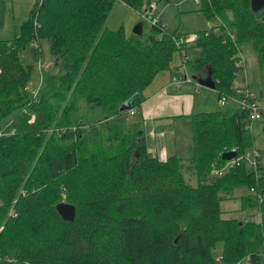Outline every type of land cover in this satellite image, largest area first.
<instances>
[{"label": "trees", "instance_id": "obj_1", "mask_svg": "<svg viewBox=\"0 0 264 264\" xmlns=\"http://www.w3.org/2000/svg\"><path fill=\"white\" fill-rule=\"evenodd\" d=\"M122 1L139 10L141 0ZM200 1L220 21L180 47L181 33L166 31L149 8L141 35L110 29L115 0H40L17 35L0 38V264H264V170L246 110L195 115L185 163L151 156L139 125L127 121L176 50L188 72L210 71L217 99L236 94L241 43L264 69V7ZM34 74L41 81L29 92ZM230 151L241 159L223 172ZM239 187L244 219H223L222 196ZM60 203L75 208L72 222Z\"/></svg>", "mask_w": 264, "mask_h": 264}, {"label": "rangeland", "instance_id": "obj_2", "mask_svg": "<svg viewBox=\"0 0 264 264\" xmlns=\"http://www.w3.org/2000/svg\"><path fill=\"white\" fill-rule=\"evenodd\" d=\"M5 1V0H4ZM11 1L6 0V13H5V24L0 27V38L1 39H11L16 34L19 33V28L21 21H23L27 14L23 13L25 3L31 2L32 5L40 0H15V3L11 4ZM156 4L155 9L152 11L153 14L157 15V18L162 22L165 30L170 33H181L180 38H184L186 41H190L191 36L200 33L202 30H208L216 26L220 19L214 15L210 18L207 16L206 11L203 9L205 3L203 1L196 2V0H153ZM149 0H141L139 10L131 7L124 3L122 0H115V4L111 12L106 19V25L113 30L123 29L125 37H129L134 34V29L140 27L141 31H145L149 27L151 21L140 16L145 8H149ZM16 7V12H12V6ZM29 5V4H28ZM27 10V11H28ZM15 17V18H13ZM19 21V22H16ZM17 24V27L15 26ZM2 25V20L0 19V26ZM43 48V66L42 69L47 72L51 68V61L53 56L49 52V46L46 40L42 41ZM197 50V49H196ZM193 52L189 51L187 57L192 59L194 56ZM240 64L237 73V84L242 87L243 81L247 80V88L253 91L257 95L259 105L264 109V69L259 65L257 52L253 49L252 45L248 42H243L240 44ZM178 50L175 51L173 55V63L179 57ZM182 61V60H181ZM34 79L29 82L27 90L30 92H36L37 87L40 84V74H34ZM197 91H195V105L197 111L203 112H215V111H228L235 105L234 100L229 98L225 105L221 106L218 102L216 94L212 90L207 89L203 86H198ZM199 94H201L199 96ZM210 94L211 98H208ZM135 115H128V122L134 121ZM8 120L2 123V127L6 124ZM139 123V122H138ZM252 134L254 137V149L259 153L261 166L264 170V117L262 119L255 121L252 124ZM190 134V133H189ZM186 136V137H185ZM150 136H148V139ZM175 138V139H174ZM167 142V150H175L179 154L180 158L185 163L189 152L186 147L189 140V135L180 133V136L174 137L172 135H167L164 137ZM191 144V143H190ZM186 147V148H185ZM252 149L248 152V160L252 162ZM226 168L223 172H226ZM185 178L191 185H196L195 177H189L185 173ZM247 189L239 187L234 190L229 195L222 196L224 201L220 202V208L222 211V218L226 219L231 216H235L237 219H244V214L240 213L239 209L241 206L240 197L246 195ZM221 245H217V250L214 252L215 257L220 255ZM220 259V257H218ZM241 264H247V262H242Z\"/></svg>", "mask_w": 264, "mask_h": 264}, {"label": "crops", "instance_id": "obj_3", "mask_svg": "<svg viewBox=\"0 0 264 264\" xmlns=\"http://www.w3.org/2000/svg\"><path fill=\"white\" fill-rule=\"evenodd\" d=\"M13 2L15 3V0ZM13 2L11 1V4H13ZM5 3L6 0H0V19L2 20V25L0 27L5 24ZM30 4V1L29 3L24 4L25 9L23 13L27 15L23 21L26 20L31 10L27 9L30 8L28 7L31 6ZM15 9L16 7L13 5L12 12L15 13ZM23 21H21V24ZM15 26L17 27V24ZM186 51L187 54H189V51H192L193 56H196L198 54L196 48L193 47L191 49L188 48ZM178 53L181 56L182 61L177 58V60L170 64L169 69L158 72L153 77L151 82L143 89V99L140 102L139 108L136 110L134 117V123H137L140 127V130L143 132L144 144L147 152L159 161H166L169 157L172 156L181 159L179 154H177L175 150H167V142L164 139V137L167 135H172L174 137L180 136V133L189 135V140L186 147H190L187 148V150L189 149L188 152L190 155L192 146V118L199 113H203V111H197L195 105V91L198 90V86L203 85L199 84V82L193 79L192 76L195 75L201 79H204L210 74V71L208 69L205 72H199L198 74L188 72V63H186V73L188 76H190L191 80L186 82L182 81L179 78L173 80V72L174 74H176L177 71V69H175L174 67L182 65L184 58L182 56L183 50H178ZM184 74V71L180 72V75ZM243 84H245V86H248L247 80L243 81ZM205 88L210 89L215 93V88ZM200 95L201 94H199V96ZM208 98H211L210 94H208ZM234 103L235 105L231 108V110L238 108L237 102L234 101ZM148 136H150L149 139Z\"/></svg>", "mask_w": 264, "mask_h": 264}, {"label": "built area", "instance_id": "obj_4", "mask_svg": "<svg viewBox=\"0 0 264 264\" xmlns=\"http://www.w3.org/2000/svg\"><path fill=\"white\" fill-rule=\"evenodd\" d=\"M197 2H199V0H196ZM155 2L152 0L149 4V9L151 11H153L155 9ZM195 39V35L191 36L190 41H186L183 38H178L175 40L176 44L178 47H180L181 43L184 42H191ZM184 50V49H183ZM181 51V50H180ZM184 57V56H183ZM186 57L183 58V63L181 65V70L176 71V74H174L175 76H173V80H176L177 78L181 79L182 81H190L189 76L186 73ZM185 72L184 75H180L179 77H177L176 75H178L179 72ZM183 74V73H182ZM235 90H236V94L232 95V96H226V95H221L218 98V102L220 103L221 106L225 105L226 101L231 98L232 100H234L235 102H237V105L239 108L246 110L249 120H250V124H248L247 129L251 130L252 128V124L255 121H258L262 118V114H261V107H259L257 101H256V96L255 93L251 90H249L247 88V86H245V84L242 85V87H239L237 82L236 85L234 86ZM248 158V156H247ZM241 158H235L233 160L227 161L226 165L224 168L228 169L231 167H234L235 165L238 164L239 160ZM252 165L254 166V168L256 169V166L258 165L257 159H256V152L254 150H252ZM219 175L221 174V172H217Z\"/></svg>", "mask_w": 264, "mask_h": 264}, {"label": "water", "instance_id": "obj_5", "mask_svg": "<svg viewBox=\"0 0 264 264\" xmlns=\"http://www.w3.org/2000/svg\"><path fill=\"white\" fill-rule=\"evenodd\" d=\"M250 7L253 11H258L260 9H262L264 7V0H250ZM134 34L136 35H141L142 31L140 27H136L134 29ZM193 79L197 80L199 82V84L214 89L215 88V84L214 81L211 78V73L204 79L199 78L198 76H192ZM128 109L130 108V100L127 101L126 103H124L123 108L122 109ZM236 152L235 151H230V152H226L224 153L221 158L224 161H230L233 158L236 157ZM57 212L59 213L60 217L65 220V221H70L72 222L74 220L75 217V208L71 205H68L66 203H60L57 205L56 207ZM239 225H241V223H239Z\"/></svg>", "mask_w": 264, "mask_h": 264}, {"label": "bare ground", "instance_id": "obj_6", "mask_svg": "<svg viewBox=\"0 0 264 264\" xmlns=\"http://www.w3.org/2000/svg\"><path fill=\"white\" fill-rule=\"evenodd\" d=\"M190 77V76H189Z\"/></svg>", "mask_w": 264, "mask_h": 264}]
</instances>
